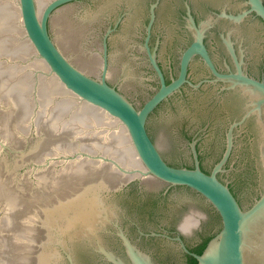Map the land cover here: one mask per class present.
I'll list each match as a JSON object with an SVG mask.
<instances>
[{"label":"water","instance_id":"water-1","mask_svg":"<svg viewBox=\"0 0 264 264\" xmlns=\"http://www.w3.org/2000/svg\"><path fill=\"white\" fill-rule=\"evenodd\" d=\"M246 1L0 0V264H264Z\"/></svg>","mask_w":264,"mask_h":264},{"label":"flooded vegetation","instance_id":"flooded-vegetation-1","mask_svg":"<svg viewBox=\"0 0 264 264\" xmlns=\"http://www.w3.org/2000/svg\"><path fill=\"white\" fill-rule=\"evenodd\" d=\"M246 1V0H245ZM246 3H247V1H246ZM263 3H264V1H263ZM248 4V3H247ZM247 6H249V4L247 5ZM249 8H250V6H249ZM253 14H254V12H252ZM226 14V13H225ZM255 15V14H254ZM215 16V15H214ZM258 17V16H257ZM259 18V17H258ZM260 19V18H259ZM261 20V19H260ZM262 21V20H261ZM263 22V21H262ZM264 23V22H263ZM200 28V27H199ZM147 36V34H145V37ZM150 36H151V34H149V40H148V46H149V48H150ZM193 40V39H192ZM192 40L188 43V45L192 42ZM144 42H145V38H144ZM203 43H204V45H205V47H206V49H207V51H208V53H209V55H210V57H211V59H212V61H213V63H214V65H215V67H216V69L218 70V71H221V72H227L225 69H220V68H218L217 67V65L215 64V62H214V60H213V58H212V55H211V53H210V51H209V49H208V47H207V45H206V43H205V39H204V37H203ZM187 45V46H188ZM186 46V47H187ZM185 47V48H186ZM184 48V49H185ZM183 49V50H184ZM150 50H151V48H150ZM183 52V51H182ZM181 52V53H182ZM181 55V54H180ZM194 57H198L200 60H201V62L204 64V66L206 67V69L208 70V74H209V77L211 78V79H213V75L210 73V71H209V69L207 68V66L205 65V63L203 62V60L198 56V55H195ZM193 57V58H194ZM179 58H180V56H179ZM192 58V59H193ZM191 59V60H192ZM158 62V61H157ZM191 62V61H190ZM190 62H189V64H190ZM178 64H179V59H178ZM189 64H188V67H187V75H186V79L188 78V69H189ZM158 65L160 66V68H161V70H162V67H161V65H160V63L158 62ZM154 72V71H153ZM162 72H163V70H162ZM177 73H178V69H177V72H176V74L172 77V78H175L176 76H177ZM155 74V73H154ZM163 75H164V72H163ZM255 77V76H254ZM255 78H257V79H262V77H255ZM164 79H165V83H168V82H170V80L171 79H168V78H166V76L164 75ZM184 84V83H183ZM182 84V85H183ZM221 84V83H220ZM181 85V86H182ZM180 86V87H181ZM175 92V91H174ZM172 94V93H171ZM167 162V161H166ZM168 163V162H167ZM168 164H170V163H168ZM170 165H173V164H170ZM173 166H175V165H173ZM201 170L202 171H204V172H206V173H210L211 172V170L209 171V170H204V169H202L201 168ZM167 185V187H170L171 185H168V184H166ZM155 233H156V235H153L152 234V232H149V231H146V232H144L143 234H142V236H145V235H147L148 237H151V238H157V237H163L164 239H167V240H170V241H173V242H175V243H177V244H179V242L177 241V240H175V238L176 237H179V238H181L182 239V235H181V233H180V231H177V230H174V231H170V230H166V229H159V230H155ZM207 239V237H202L201 239H200V241L198 242V244L195 246V247H187V249H188V251L189 252H192V253H196L197 251V249L200 247V246H202L203 245V243H204V241ZM182 241H183V239H182ZM186 255H187V257H188V259H189V256H192L191 254H189V253H185ZM190 260V259H189ZM112 264V263H111Z\"/></svg>","mask_w":264,"mask_h":264},{"label":"trees","instance_id":"trees-1","mask_svg":"<svg viewBox=\"0 0 264 264\" xmlns=\"http://www.w3.org/2000/svg\"><path fill=\"white\" fill-rule=\"evenodd\" d=\"M210 238H207L205 241H204V243H203V245L202 246H200L196 251V254H200L201 253V251L203 250V248L205 247V245H206V243H207V241L209 240ZM189 259H190V262H189V264H196L197 263V261H196V259L193 257V256H189Z\"/></svg>","mask_w":264,"mask_h":264}]
</instances>
